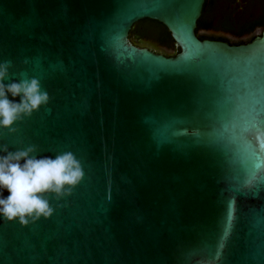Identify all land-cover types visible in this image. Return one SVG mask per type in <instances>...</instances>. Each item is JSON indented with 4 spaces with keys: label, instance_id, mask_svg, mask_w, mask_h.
<instances>
[{
    "label": "water",
    "instance_id": "water-1",
    "mask_svg": "<svg viewBox=\"0 0 264 264\" xmlns=\"http://www.w3.org/2000/svg\"><path fill=\"white\" fill-rule=\"evenodd\" d=\"M205 1L0 0V61L40 78L51 109L0 143L72 151L85 172L47 220L0 217V264H264V171L249 182L245 147L260 141L243 131L264 120V30L200 39ZM143 20L179 52L134 45Z\"/></svg>",
    "mask_w": 264,
    "mask_h": 264
},
{
    "label": "clouds",
    "instance_id": "clouds-1",
    "mask_svg": "<svg viewBox=\"0 0 264 264\" xmlns=\"http://www.w3.org/2000/svg\"><path fill=\"white\" fill-rule=\"evenodd\" d=\"M28 63V59L23 61ZM13 69L11 59L0 61V130L8 134L16 133V125L42 107L51 111L47 107L50 96L41 79L27 70L10 71ZM6 80L10 82L5 84ZM39 152L36 144L21 142L10 151L7 143H0V217L8 222L28 226L41 218L47 220L56 210L50 200L69 197L85 177L82 162L72 151L57 153L54 158Z\"/></svg>",
    "mask_w": 264,
    "mask_h": 264
},
{
    "label": "flooded vegetation",
    "instance_id": "flooded-vegetation-1",
    "mask_svg": "<svg viewBox=\"0 0 264 264\" xmlns=\"http://www.w3.org/2000/svg\"><path fill=\"white\" fill-rule=\"evenodd\" d=\"M263 30L264 0H212L207 25L200 34L208 40L242 45L261 36ZM142 40L157 42L152 36ZM136 46L162 54L148 45Z\"/></svg>",
    "mask_w": 264,
    "mask_h": 264
},
{
    "label": "trees",
    "instance_id": "trees-1",
    "mask_svg": "<svg viewBox=\"0 0 264 264\" xmlns=\"http://www.w3.org/2000/svg\"><path fill=\"white\" fill-rule=\"evenodd\" d=\"M211 2L212 0L205 1L202 14L197 21L195 33L200 39H205V36L201 35L200 32H202L207 25V17L209 16ZM149 36H152L161 47L170 52H162L165 56L173 57L179 52V49L175 47L170 33L164 26L157 22L149 20L140 21L132 27L129 33V39L134 45H139V41Z\"/></svg>",
    "mask_w": 264,
    "mask_h": 264
},
{
    "label": "snow or ice",
    "instance_id": "snow-or-ice-1",
    "mask_svg": "<svg viewBox=\"0 0 264 264\" xmlns=\"http://www.w3.org/2000/svg\"><path fill=\"white\" fill-rule=\"evenodd\" d=\"M261 115L260 112L257 113V116ZM250 129H255L257 133V139L260 141V152L257 153L251 146L247 144L246 150L250 153V163L248 165L247 171L249 174V182L256 179L258 173L264 171V120L252 119L246 122L243 131L247 132ZM259 179H264L259 175Z\"/></svg>",
    "mask_w": 264,
    "mask_h": 264
},
{
    "label": "rangeland",
    "instance_id": "rangeland-1",
    "mask_svg": "<svg viewBox=\"0 0 264 264\" xmlns=\"http://www.w3.org/2000/svg\"><path fill=\"white\" fill-rule=\"evenodd\" d=\"M139 44L140 45H144V46L145 45H148L151 48H153V49H155V50H157L159 52H167V53H170L169 51L165 50V48L160 47V45L157 42H155V41H143V40H141V41H139Z\"/></svg>",
    "mask_w": 264,
    "mask_h": 264
}]
</instances>
